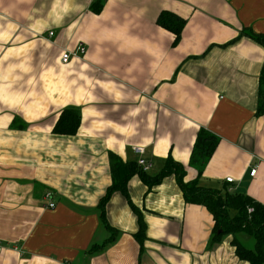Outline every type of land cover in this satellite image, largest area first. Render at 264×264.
Instances as JSON below:
<instances>
[{"label": "crops", "instance_id": "1", "mask_svg": "<svg viewBox=\"0 0 264 264\" xmlns=\"http://www.w3.org/2000/svg\"><path fill=\"white\" fill-rule=\"evenodd\" d=\"M164 10L187 21L177 44L157 23ZM243 30L264 34V0H0V264H250L232 234L213 242V215L185 201L175 175L129 180L142 241L120 191L105 208L114 239L100 206L111 152L137 162L143 147L151 174L171 157L198 178L202 128L220 141L199 183L264 204V46ZM79 43L84 57L63 63ZM67 108L80 125L56 133Z\"/></svg>", "mask_w": 264, "mask_h": 264}, {"label": "trees", "instance_id": "2", "mask_svg": "<svg viewBox=\"0 0 264 264\" xmlns=\"http://www.w3.org/2000/svg\"><path fill=\"white\" fill-rule=\"evenodd\" d=\"M186 22L185 18L167 10L162 11L157 19L158 25L175 34L174 44L180 41ZM244 35L253 38L264 46V34H256L252 30H243L239 37ZM256 114H264V65L259 76V100ZM80 119L81 114L78 109L67 108L58 119L54 132L74 134L80 125ZM219 141V137L212 132L204 128L199 131L190 158V164L197 169L199 177L214 154ZM110 161L113 183L108 188L106 195L101 199L100 206L102 219L107 229L112 232L113 239L116 230L108 224L105 216L106 204L113 193L120 191L137 214L139 231L136 233V237L142 241L146 237V223L142 217V211L130 197L128 182L132 176L139 174L142 181L151 188L161 183L165 177L175 175L183 191L185 201L191 204L203 205L213 215L215 222L213 242H218L226 234H232L234 236L232 244L235 246L236 254L240 259L247 260L250 264H264L263 203L258 202L248 194L230 192L226 187L203 186L199 183V177L186 181L184 179L186 175L185 166L171 157L167 159L161 170L155 174L143 171L136 165L137 162H124L121 157L113 152L110 153ZM249 208H253V211L249 212ZM232 211H235V214H232ZM239 234H245L247 238H250L252 245L247 246L240 241L238 238ZM96 250L97 248H92V251Z\"/></svg>", "mask_w": 264, "mask_h": 264}, {"label": "built area", "instance_id": "3", "mask_svg": "<svg viewBox=\"0 0 264 264\" xmlns=\"http://www.w3.org/2000/svg\"><path fill=\"white\" fill-rule=\"evenodd\" d=\"M95 1H99V0H95ZM53 34L54 32L51 31L50 35H53ZM86 51H87L86 45L83 43H79L76 46V48H74L73 50L64 49L61 54V61L63 63H68L72 59L83 58L84 55L86 54ZM133 150L139 155L138 160H137L138 166L145 172L151 171L154 167V163L151 159H148L147 157H145V153H146L145 148L134 147ZM255 173H256V168H253L251 170V174L254 175ZM227 181L232 182L233 178L228 177ZM45 199L48 201V207H55V202L53 200L52 191H48L45 194ZM252 211H253V208H249V212H252ZM2 251H3V246L0 245V252Z\"/></svg>", "mask_w": 264, "mask_h": 264}]
</instances>
